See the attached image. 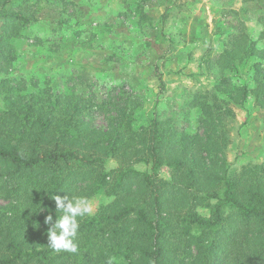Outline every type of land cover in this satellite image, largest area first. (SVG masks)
<instances>
[{
    "label": "trees",
    "instance_id": "obj_1",
    "mask_svg": "<svg viewBox=\"0 0 264 264\" xmlns=\"http://www.w3.org/2000/svg\"><path fill=\"white\" fill-rule=\"evenodd\" d=\"M252 1L259 0H241ZM259 15L264 28V12ZM14 17L21 25L29 22L26 16ZM255 44L237 20L222 51L206 60L218 82L215 91L205 90L192 103L199 108L204 139L172 127L163 132L156 117L136 132L123 117L109 123L102 135L110 145L99 150L92 142L66 146L65 134L48 132L47 124L56 119L50 115L32 134L18 121H2L5 141L12 144H0V161L9 165L0 171V196L8 200L0 205V264H118L116 259H124L122 264H264V159L236 170L219 155L229 143L224 123L234 116L232 103L243 105L253 95L264 116V66L249 64L246 80L232 76L240 62L257 54ZM55 100L45 108L54 110ZM14 113L8 112L10 118ZM32 119L31 128L40 117ZM117 122H125L126 133L111 129ZM103 156L118 165L106 170ZM139 161L149 169L132 166ZM162 166L171 168L170 179L159 176ZM88 178L96 182L91 190L109 187L115 198L80 221L84 244L76 253L55 252L47 246L45 216L49 210L56 213L55 196L70 194L72 183ZM86 186L80 184L78 191ZM10 204L15 211H6ZM198 207L208 208L209 215Z\"/></svg>",
    "mask_w": 264,
    "mask_h": 264
},
{
    "label": "rangeland",
    "instance_id": "obj_2",
    "mask_svg": "<svg viewBox=\"0 0 264 264\" xmlns=\"http://www.w3.org/2000/svg\"><path fill=\"white\" fill-rule=\"evenodd\" d=\"M262 12L264 0H0V144L11 142L5 141L2 121H18L32 134L48 115L56 118L47 124L48 132L65 134L68 147L92 142L99 150L107 148L110 141L102 134L114 118L123 117L136 132L156 117L163 132L172 127L204 139L199 108L192 103L205 90L215 91L218 82L206 60L222 51L228 32L240 20L258 50L232 76L246 80L249 64L264 66V28L258 20ZM15 15L29 22L21 25ZM54 100V110L45 108ZM253 100L251 95L242 106L232 103L234 116L224 123L229 143L219 155L225 166L236 170L264 159V116ZM28 107L33 110L26 115ZM12 109L16 120L8 114ZM32 117H40L33 128ZM69 119L72 123L65 124ZM125 125L113 123L111 129L126 133ZM102 158L106 170L118 165ZM132 166L149 169L143 161ZM8 168L0 161V171ZM158 174L170 179L171 168L162 166ZM80 184L87 186L78 191ZM94 184L91 178L74 182L68 194L91 198L93 215L115 198L109 187L91 190ZM7 201L0 196L1 206ZM10 210L16 209L10 204ZM198 211L209 215L208 208ZM49 214L56 217L51 210ZM83 242L78 236V246Z\"/></svg>",
    "mask_w": 264,
    "mask_h": 264
},
{
    "label": "clouds",
    "instance_id": "obj_3",
    "mask_svg": "<svg viewBox=\"0 0 264 264\" xmlns=\"http://www.w3.org/2000/svg\"><path fill=\"white\" fill-rule=\"evenodd\" d=\"M55 219L51 214L45 216L47 227V246L55 252L76 253L80 221L94 214V202L84 195L55 196ZM59 213V215H57Z\"/></svg>",
    "mask_w": 264,
    "mask_h": 264
},
{
    "label": "crops",
    "instance_id": "obj_4",
    "mask_svg": "<svg viewBox=\"0 0 264 264\" xmlns=\"http://www.w3.org/2000/svg\"><path fill=\"white\" fill-rule=\"evenodd\" d=\"M240 1H241V0H240ZM220 52H221V51H220ZM220 52H219V53H220ZM234 104H236V103H234ZM240 106H242V105H240Z\"/></svg>",
    "mask_w": 264,
    "mask_h": 264
}]
</instances>
